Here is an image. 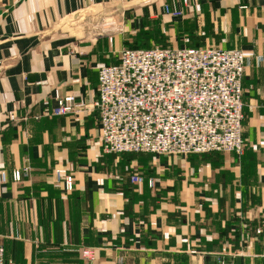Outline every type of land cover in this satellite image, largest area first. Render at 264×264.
<instances>
[{
  "label": "crops",
  "instance_id": "1",
  "mask_svg": "<svg viewBox=\"0 0 264 264\" xmlns=\"http://www.w3.org/2000/svg\"><path fill=\"white\" fill-rule=\"evenodd\" d=\"M142 35L245 51L244 155L107 154L98 110L51 115L96 102L100 67ZM26 165L0 185L5 264H264V0H0V170Z\"/></svg>",
  "mask_w": 264,
  "mask_h": 264
},
{
  "label": "built area",
  "instance_id": "2",
  "mask_svg": "<svg viewBox=\"0 0 264 264\" xmlns=\"http://www.w3.org/2000/svg\"><path fill=\"white\" fill-rule=\"evenodd\" d=\"M166 11L170 13L168 7ZM171 14L182 16L181 11ZM248 62L240 49L125 48L117 64L100 67L96 102L64 96L51 115L98 110L107 154L242 156L246 147L243 78ZM31 171L29 165L11 173L0 170V185L21 183ZM55 174L67 192L74 190L73 176L59 170ZM132 181L142 183L143 179L134 176ZM5 254L0 245V264H5ZM81 255L88 264L96 260L94 249L84 248Z\"/></svg>",
  "mask_w": 264,
  "mask_h": 264
},
{
  "label": "water",
  "instance_id": "3",
  "mask_svg": "<svg viewBox=\"0 0 264 264\" xmlns=\"http://www.w3.org/2000/svg\"><path fill=\"white\" fill-rule=\"evenodd\" d=\"M100 11V8H95V13H98ZM84 17V12L80 11L78 13H75L71 18H67L62 21L61 26L62 27H71L74 23L80 21Z\"/></svg>",
  "mask_w": 264,
  "mask_h": 264
},
{
  "label": "trees",
  "instance_id": "4",
  "mask_svg": "<svg viewBox=\"0 0 264 264\" xmlns=\"http://www.w3.org/2000/svg\"><path fill=\"white\" fill-rule=\"evenodd\" d=\"M150 36L149 35H142L140 38L137 39V42H135L134 44H132V47H130L131 49H141V48H150L148 41H150ZM211 154V153H210ZM203 155H207V154H203Z\"/></svg>",
  "mask_w": 264,
  "mask_h": 264
},
{
  "label": "rangeland",
  "instance_id": "5",
  "mask_svg": "<svg viewBox=\"0 0 264 264\" xmlns=\"http://www.w3.org/2000/svg\"><path fill=\"white\" fill-rule=\"evenodd\" d=\"M112 28V27H111ZM148 44H149V47H157L158 45H155V44H152V43H150V41H148ZM130 47H132V45L130 46ZM130 47H127V48H130ZM131 49V48H130Z\"/></svg>",
  "mask_w": 264,
  "mask_h": 264
}]
</instances>
